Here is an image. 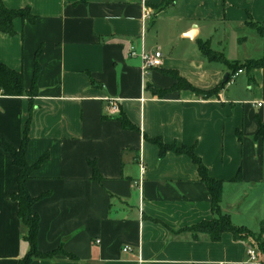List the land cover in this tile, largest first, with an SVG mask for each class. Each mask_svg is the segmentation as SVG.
Masks as SVG:
<instances>
[{
    "label": "crops",
    "instance_id": "1",
    "mask_svg": "<svg viewBox=\"0 0 264 264\" xmlns=\"http://www.w3.org/2000/svg\"><path fill=\"white\" fill-rule=\"evenodd\" d=\"M1 1L9 11L28 9L36 22L14 20L13 36L0 29V63L22 73L26 92L0 94V137L20 150L29 123L25 160L34 170L26 187L37 200L38 250L62 247L76 258L32 264H250L249 241L172 234L213 220L211 198L189 157H161L152 141L195 149L210 177L224 184L222 213L226 187L264 184V144L255 140L264 124V72L246 74L238 90L241 74L213 95L173 91L177 82L168 75L204 93L219 88L229 69L209 64L200 43L214 50L220 26H264V0H177L162 13L150 7L164 0ZM155 51L163 65L147 72L131 56ZM122 115L135 131L122 128ZM18 177L0 148V264H19L30 251L11 199Z\"/></svg>",
    "mask_w": 264,
    "mask_h": 264
},
{
    "label": "trees",
    "instance_id": "2",
    "mask_svg": "<svg viewBox=\"0 0 264 264\" xmlns=\"http://www.w3.org/2000/svg\"><path fill=\"white\" fill-rule=\"evenodd\" d=\"M177 0H164L163 3L157 7H150L157 13L165 12L171 7L175 6ZM22 19L30 24H34L36 19L32 16L31 12L26 10L21 11H9L5 8L2 1L0 0V29L2 33L13 36L15 34L13 29V22L16 19ZM255 27L256 34L264 42V26L258 23L251 24ZM199 50L202 56L212 65H222L229 69V81L227 84H222L219 88L212 92L204 93L192 85H190L186 80L178 77L175 73H168L177 82L173 91H192L195 94L202 95H213L219 93L226 85L232 82L233 77L239 72H246V74H251L253 71L262 70L264 71V58L261 60H251L247 64H241L239 62L230 63L225 58L224 54L215 53L210 42L200 43ZM41 50H38L35 56L34 63V77L30 94L35 96L38 90V80L41 73V66L39 63V56ZM24 88V77L22 73H18L10 70L5 65L0 63V94L7 97H21L25 94ZM154 94L159 97L165 96L167 93L155 90ZM117 121L121 123L124 130L135 131L136 127L124 116L117 118ZM29 125V123H28ZM26 128L24 139L20 150H16L10 146L3 138L0 137V148L7 154H9L14 161V165L19 169L18 177V187L19 191L17 194L11 196V199L16 202L19 206L18 217L25 225L28 230V235L25 241L30 246L29 253L20 260L19 264H32L36 260H53L55 257H64L70 261L76 260V258L68 253H66L62 247L51 253L43 254L38 250L37 240L39 234V218L33 213V206L37 202L36 199L32 198L27 191V182L34 170L28 166L25 155L28 148V126ZM259 131L255 136V140L262 141L264 144V124L260 123ZM160 151V156L164 157L168 153H172L178 156L189 157L194 165L197 166L200 179L202 183L206 186L208 193L211 198L212 214L214 216L211 221H204L198 225L192 226L190 228H185L178 231H171L175 237H180L182 235H189L193 241H209L212 243H217L222 240L223 236L229 234L233 237L235 241H249L253 240V234L250 230L244 227H236L232 224L231 219L228 215L222 213V196H223V182L217 181L210 177L209 172L202 160L196 155L195 149L190 147H178L177 145L167 146L161 140H153ZM93 179L95 181L100 180V175L96 166H93ZM264 234V226L262 229ZM251 247L255 249L259 257L264 258V242H259L257 244L250 243ZM264 264V263H262Z\"/></svg>",
    "mask_w": 264,
    "mask_h": 264
},
{
    "label": "rangeland",
    "instance_id": "3",
    "mask_svg": "<svg viewBox=\"0 0 264 264\" xmlns=\"http://www.w3.org/2000/svg\"><path fill=\"white\" fill-rule=\"evenodd\" d=\"M251 24H254L251 20L245 23L244 29H238L236 26L230 28L220 26V31L216 34L217 38L213 51L218 55L224 54L228 61H239L241 64H247L249 60L263 59L264 42L258 37L255 27ZM244 38L248 40L243 42L241 39ZM218 41L222 43V47L221 45L216 46ZM221 67L224 68V66ZM256 71L248 74V76L253 77ZM244 73H242L244 74L242 78L238 80V86H235L238 90L242 88V80H247L246 72ZM223 210L224 214L230 215L234 226L245 227L252 232L254 239L250 240V243L264 242L262 232L264 226V184L226 187ZM259 260L264 263V258L259 257Z\"/></svg>",
    "mask_w": 264,
    "mask_h": 264
},
{
    "label": "built area",
    "instance_id": "4",
    "mask_svg": "<svg viewBox=\"0 0 264 264\" xmlns=\"http://www.w3.org/2000/svg\"><path fill=\"white\" fill-rule=\"evenodd\" d=\"M131 56L133 58H137V57L141 58V60L143 62V70L145 72H147L149 70L160 69L162 67L163 61H164V55L160 51H155V52H152V53H144L143 52L140 55H138L135 52H132ZM241 74H242V72H239L238 74H236L233 77L232 82H234L235 79ZM262 106H263V104H258L259 108L262 107ZM110 112H111L112 115H116V114L119 113V108H118V106L115 103L110 105ZM144 174H145V168L142 167V176H144ZM130 251L131 250L128 247L124 249L125 253H128ZM247 254H248L249 259H250V264H262L260 262V260H259L258 253H257V251L255 249H253V248L249 249Z\"/></svg>",
    "mask_w": 264,
    "mask_h": 264
},
{
    "label": "water",
    "instance_id": "5",
    "mask_svg": "<svg viewBox=\"0 0 264 264\" xmlns=\"http://www.w3.org/2000/svg\"><path fill=\"white\" fill-rule=\"evenodd\" d=\"M229 81V74H227L225 77H224V84H227Z\"/></svg>",
    "mask_w": 264,
    "mask_h": 264
}]
</instances>
